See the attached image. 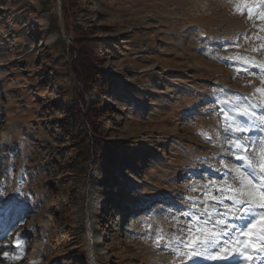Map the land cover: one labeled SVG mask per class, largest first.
Here are the masks:
<instances>
[{"label": "rangeland", "instance_id": "obj_1", "mask_svg": "<svg viewBox=\"0 0 264 264\" xmlns=\"http://www.w3.org/2000/svg\"><path fill=\"white\" fill-rule=\"evenodd\" d=\"M62 5L0 0V207H9L0 222V264L219 258L210 249L192 254L222 232L211 225L197 230L196 219L183 213L235 211L224 207L234 195L226 165H246L228 154L218 112H242L248 101L238 92L246 93L255 98L256 116L237 121L252 131L264 125V0ZM75 30L98 44H83L98 52L91 67L101 76L91 84L69 72L79 54L69 41H76ZM78 99L98 136V144L87 138L85 159H78L83 143L74 140L78 130L68 112ZM105 142L116 152H107ZM258 197L252 201L264 203ZM225 220L232 227L238 221ZM189 223L191 234L177 254L165 240L157 245V236L184 238L180 230Z\"/></svg>", "mask_w": 264, "mask_h": 264}, {"label": "snow or ice", "instance_id": "obj_2", "mask_svg": "<svg viewBox=\"0 0 264 264\" xmlns=\"http://www.w3.org/2000/svg\"><path fill=\"white\" fill-rule=\"evenodd\" d=\"M236 11L240 12L241 10L239 7H236ZM249 16L251 18V14H249ZM257 91L260 90L257 89ZM245 99L248 100V106L245 107L242 112L237 111L236 114L233 115L232 111H229L224 107H221L218 112V117L224 121V130L226 133H228L224 139V143L228 144L229 146L227 150L228 154L233 155L237 160H241L242 163L246 165V167L243 169L236 165H226L229 173H231V179L234 181L233 185L231 186L234 195L228 197L231 203L225 204L224 207L228 209L234 208L235 211H228L227 213L216 211L215 215H213L212 212L215 210H209L204 216L200 217H197L195 213H183L185 216L191 215L196 219V224L194 227L197 230L208 229V226L211 225V230L213 232L219 231L225 234L219 240L215 236L206 237L199 244H197L195 248L192 249V254H195L197 251L208 254L209 249H211L214 254L215 252L219 251L221 242L223 245H227L229 243L227 232L228 230L235 231V228L225 220L226 215L232 217L233 221L238 220L241 222V232L250 228L256 219V214L253 209V201L250 199V197H252V193L249 191V189L253 185L258 184L260 186L261 194L264 196V140H257L253 142L250 136L247 135L252 131L251 125L246 121L238 122L236 119V116L239 115H243L245 118L248 116H256L255 107L251 101V98L245 97ZM260 119L264 121V117H260ZM208 139L211 141L210 137ZM257 152H259V157H257ZM221 162L223 163V161ZM225 186H227V181L225 182ZM220 192L221 197H223V189H220ZM218 203L222 204L223 200L218 201ZM221 224H223V227H220ZM192 227L193 225L189 223L186 228L181 229L180 231L185 234L184 238L176 237L174 243L172 242L171 238H165L163 236H157L156 243L158 246H160V241L165 240L166 245L170 248V254L175 255L177 254L175 250L186 246L185 241L191 234ZM20 235L22 236V234ZM261 236L264 237V228H262ZM243 243V241H240V245ZM22 246V244H18V247ZM249 251L250 248L239 253H234L233 258L244 257ZM261 252H264V243H262L260 249L254 253V258L252 259L251 264H264V260L258 261L256 259V257L260 256ZM241 264H247V262L242 261Z\"/></svg>", "mask_w": 264, "mask_h": 264}, {"label": "trees", "instance_id": "obj_3", "mask_svg": "<svg viewBox=\"0 0 264 264\" xmlns=\"http://www.w3.org/2000/svg\"><path fill=\"white\" fill-rule=\"evenodd\" d=\"M61 1H63L62 8L64 10V5H66L69 0H67V2L66 0H61ZM51 29L52 31H56L58 34H60V29L56 23H54L53 28ZM74 33H75L76 41L71 42L70 39L69 41L71 44L73 45L76 44L79 46V50H78L79 54L76 56V58L72 59L69 62V72L75 80L83 81V84H86L87 82L88 84H91L93 83V80H92L93 78H95L96 76L98 77L101 76L100 72H98L95 68L91 67V64L95 61V58H96L95 56L98 55V52L96 51L97 49L96 46H95V49H89V47L87 46L84 47L83 44L85 42L87 44H96V43L93 41L87 40L88 37L82 32V30H75ZM96 45L98 46V44ZM70 50H72L71 47H70ZM79 100L80 99L68 105V112H69V115L74 118L72 122L76 125V128L78 130V136H77L78 138L74 140L75 142L77 141L78 143L79 142L83 143L82 144L83 147L78 151L79 153L78 159H85V154L86 155L91 154V150H89L90 152L87 151V148H89L88 147L89 142H87L88 140L87 138L90 136L91 140L95 141L96 144H98V140H97L98 136H96L94 133L95 131L94 123H92L90 117L86 115V112L83 110V104ZM68 122L69 121H65V125ZM87 125H89V128H87ZM104 144L105 146L103 147H105L107 152H110V153L116 152L115 149H111V147L108 146L109 145L108 143L105 142ZM94 151L92 149V154ZM110 153L108 154V157L111 156ZM95 156H96V159L99 158V154L95 153ZM92 157H94V155ZM88 158L90 159V156ZM100 160L112 163L111 159L106 160L101 157ZM97 164L98 163H96L95 165Z\"/></svg>", "mask_w": 264, "mask_h": 264}, {"label": "bare ground", "instance_id": "obj_4", "mask_svg": "<svg viewBox=\"0 0 264 264\" xmlns=\"http://www.w3.org/2000/svg\"><path fill=\"white\" fill-rule=\"evenodd\" d=\"M238 94L240 96L244 97V99H245V97H250L252 102H253V100H255V98L253 96L247 95L246 93L238 92ZM261 112L263 115L264 111H261ZM262 125L263 124L257 125L254 131L247 134L248 136H250V138L253 142H255L257 140H264V126H262ZM234 134H239V133H234ZM257 157H259V152H257ZM258 162H259V160H258ZM249 191L253 194L252 197H250L251 200H257V197L261 195V197H258V198H260V201L263 200V202H264V196H262V194H260L261 193L260 192V186L258 184L253 185L249 189ZM219 196H221V194H219ZM258 202L257 201L253 202V209H254V212L256 214L255 221L257 219L260 220L261 226H262V228H264V203L261 204V202H259V203ZM219 210H220L219 208L216 209V211H219ZM8 211H9L8 206L4 205V206L0 207V222H3V220L5 218H7V216H8L7 212ZM216 211H214V213H216ZM236 222H235L236 226L234 227L235 231L228 230V232H227V234H231L228 236H230V238H231L230 243L232 242V245H230V243L227 245H223L221 242V247L219 248V251L214 253L215 255H218L219 258L216 257L217 259H215L214 261H211L213 259L203 260L200 264H241L242 261H246L247 264H251V261L254 258V253H256L260 249L261 244L264 243V237L261 236V232H260L258 234V236L255 239H253V241L250 243V245H247L246 241H247V234H248L249 228L246 229L245 231L241 232L240 231V227H242L241 222L240 221H236ZM238 225H239V227H238ZM224 235H225L224 233H221L219 236L221 238ZM230 238L228 237V239H230ZM240 241H243L244 243L242 245H240ZM13 242L15 243L16 248H18L19 241H17L18 243H16V241H13ZM238 245H240V246H238ZM249 248H250V251L247 252L244 257L233 258L234 253H239V252L244 251L245 249H249ZM210 254H211V252H210ZM256 259L258 261L264 260V252H261L260 256L256 257Z\"/></svg>", "mask_w": 264, "mask_h": 264}, {"label": "water", "instance_id": "obj_5", "mask_svg": "<svg viewBox=\"0 0 264 264\" xmlns=\"http://www.w3.org/2000/svg\"><path fill=\"white\" fill-rule=\"evenodd\" d=\"M262 82L264 83V80ZM259 230H260V222L257 221L255 225L252 226L250 229L251 234L249 236V239L250 240L253 239L257 235Z\"/></svg>", "mask_w": 264, "mask_h": 264}]
</instances>
